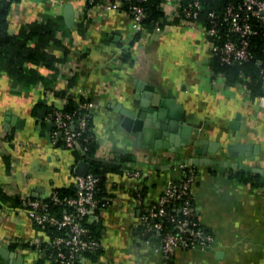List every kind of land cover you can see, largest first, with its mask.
I'll return each mask as SVG.
<instances>
[{
    "label": "crops",
    "instance_id": "1",
    "mask_svg": "<svg viewBox=\"0 0 264 264\" xmlns=\"http://www.w3.org/2000/svg\"><path fill=\"white\" fill-rule=\"evenodd\" d=\"M162 3L167 22L139 38L123 2L111 12L87 0H19L10 7L6 29L12 37L34 44L36 37L26 40L32 25L53 24L54 38L47 45L50 66L24 62L20 72L9 69V56L0 58V264H55L33 247L49 236L18 196L75 188L78 163L90 162L79 146L52 140L50 109L70 99L91 103L97 160L117 165L118 155L130 157L104 172L106 206L88 219L97 224L102 247L85 264H264V174L241 168L264 170V94L253 96L216 72L201 25L177 18V1ZM149 92L161 98L170 93L182 104L173 139L164 133V120L147 125L150 113L142 101ZM145 128H152L147 142ZM184 162L196 167L194 207L213 241L167 258L158 236L144 237L141 215L170 181H181ZM239 171L262 176L261 184L237 177Z\"/></svg>",
    "mask_w": 264,
    "mask_h": 264
},
{
    "label": "built area",
    "instance_id": "2",
    "mask_svg": "<svg viewBox=\"0 0 264 264\" xmlns=\"http://www.w3.org/2000/svg\"><path fill=\"white\" fill-rule=\"evenodd\" d=\"M18 1L12 0L13 4ZM87 1L90 6H98L104 12L119 9L123 2ZM164 1L178 2L177 18L201 25L210 42L212 58L217 57L222 63L244 64L250 61L254 58V39L258 36L264 39V0H226L222 12H208L206 24L200 20L204 0H190L187 3L183 0ZM128 10L132 13L135 31L145 34L143 20L147 11L143 5L130 4ZM154 30L159 32L161 26L156 24ZM245 80L239 82L250 90ZM66 98L63 97L64 100ZM78 104L86 113L78 117L77 122L76 113L66 111L65 106L50 109L49 116L56 123L52 134L56 144L62 141L65 145L79 146L83 132L89 128L87 111L90 112L91 103L84 101ZM86 149L85 146L83 154ZM180 167L184 172L181 181H170L161 196L141 215L144 237L158 236L159 249L167 258L174 256L177 249L207 248L213 241L212 232L203 227L194 207L196 167L185 162ZM126 172L138 179L145 177V173L139 170L126 169ZM99 182L100 177L90 170L85 176H76L75 194H59L54 191L49 196L37 198L17 195L31 220L48 233V241H37L32 245L50 262L85 264L91 258L90 255L102 247L100 240L91 235L87 226L89 216L93 214L97 218L96 210L107 203L101 202L97 196Z\"/></svg>",
    "mask_w": 264,
    "mask_h": 264
},
{
    "label": "trees",
    "instance_id": "3",
    "mask_svg": "<svg viewBox=\"0 0 264 264\" xmlns=\"http://www.w3.org/2000/svg\"><path fill=\"white\" fill-rule=\"evenodd\" d=\"M190 0H183L184 3H187ZM163 0H123L125 8H128L130 4L141 3L145 10L147 11V16L143 20V24L146 27V31H151L155 28L156 24L160 26L167 22L165 14L162 10ZM226 3V0H204L202 4V11L200 20L206 24L208 23L207 14L211 10H216L217 12H222L223 6ZM12 0H0V58L6 54L9 56L10 62L13 63V68L9 66V69H14L15 71L21 72L23 69L22 63L24 62H33L35 64L46 63L47 65H52V58H49L47 52V45L54 38V29L53 24H33L30 34L26 36V40H31L36 37L34 44H28L25 41L21 42L14 37H12L6 29L7 26V14L12 6ZM141 32H138L136 35L137 38L141 36ZM13 52L12 54L9 53ZM252 51L254 53V58L244 64H227L222 63L217 57L212 58L211 63L212 67L216 72H223L226 75L227 81L230 83L232 81H245L248 83L249 89L253 96H259L264 94V39L261 36H258L254 39L252 44ZM128 56V53H125ZM29 74H32L30 72ZM32 76H29L31 79ZM65 110L68 112H75V122L82 114L86 113V110L81 109L78 102L70 99L65 106ZM88 122L89 128L86 129L79 141V148L81 150L86 146V152L83 157H86L91 164V172L100 177L99 189L97 196L101 199V202H104L103 199V183H104V172L108 168L116 169L118 166H125L129 158L127 155L122 154L117 156V161H113L115 164H108L107 162H102L97 160L96 152L98 149V142L96 136L93 132L92 126V116L90 112ZM85 139H88L86 142ZM62 144V141H59ZM237 177H241L247 182L253 184H261L262 176L258 174H252L245 171H239L235 173ZM59 194H75V188H60L56 190ZM1 197L5 198V195L2 194L0 189ZM196 211V209H195ZM197 213V212H196ZM198 215V214H197ZM91 231V235L99 239L98 228L96 223H87ZM205 227V226H203ZM206 228V227H205ZM45 245V244H43ZM101 248L95 253L91 254V257H94L100 252Z\"/></svg>",
    "mask_w": 264,
    "mask_h": 264
},
{
    "label": "water",
    "instance_id": "4",
    "mask_svg": "<svg viewBox=\"0 0 264 264\" xmlns=\"http://www.w3.org/2000/svg\"><path fill=\"white\" fill-rule=\"evenodd\" d=\"M65 17L67 19V23L70 24L73 18L72 6L70 4L66 6ZM143 97L146 99L142 101V107L147 110L149 109L148 111L150 113L148 115L149 117L146 120L147 125H151L153 122H157L158 119L164 120L166 122V124H162V127L165 129L164 133L168 135L170 139H173L174 135L171 132L177 131L179 129L180 122L182 121V111H183L182 104H179L177 100L173 96H171L170 93H168L167 96L161 98V96L152 95L149 92L147 94H144ZM156 105H160L161 109L158 108L159 110H155L154 107ZM166 116H169L170 119H166ZM129 122L131 121L126 116L123 121V126L129 129V125H130ZM134 128L136 129L137 127ZM151 129L152 128H145L146 135L144 140L146 142L148 141V137H149L147 133H150L152 131ZM183 131L189 134L190 128L188 126H183ZM157 145H159V143H157ZM165 145L168 146L169 144L165 142ZM236 165L238 164H233V166ZM241 168L249 172L264 174L263 169H258L256 167H252L247 164H241ZM90 169H91L90 162L86 160H81L76 167V174L78 176H85L90 171Z\"/></svg>",
    "mask_w": 264,
    "mask_h": 264
}]
</instances>
